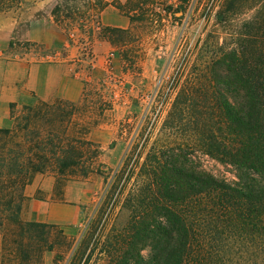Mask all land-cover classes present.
<instances>
[{
    "label": "trees",
    "instance_id": "16d2710c",
    "mask_svg": "<svg viewBox=\"0 0 264 264\" xmlns=\"http://www.w3.org/2000/svg\"><path fill=\"white\" fill-rule=\"evenodd\" d=\"M21 1L0 0V9ZM188 1L180 0L176 11L184 14ZM149 2L56 0L51 14L58 25L89 34L96 25L98 36L127 58L130 30L104 25L101 13L113 6L133 21L146 17L134 13ZM242 9L252 13L233 23ZM218 18L225 23L226 42L213 52L205 74H194L180 87L168 114L166 125H182L184 135L173 145L152 147L142 162L140 153L129 152L116 172L98 168L101 147L68 133L78 109L74 102L24 105L20 116L11 103L12 125L0 128V220L13 210L11 217L19 221L24 188L34 174L63 175L80 166L84 175L112 178L110 191L126 174L120 194L133 178L123 202L129 212L125 226L103 236L108 264H229L225 233L247 244L244 264H264V0H223ZM198 151L224 164L232 178L205 169Z\"/></svg>",
    "mask_w": 264,
    "mask_h": 264
},
{
    "label": "rangeland",
    "instance_id": "374dc122",
    "mask_svg": "<svg viewBox=\"0 0 264 264\" xmlns=\"http://www.w3.org/2000/svg\"><path fill=\"white\" fill-rule=\"evenodd\" d=\"M55 2L22 0L20 6L0 9V62L11 64L12 72L17 71L20 62L70 66L82 93L79 100L71 101L78 109L68 133L101 147L97 167L105 172L109 171L107 167L116 172L126 153H140L142 162L152 147L177 143L185 133L184 127L176 124L169 128L168 114L180 87L194 74L206 73L210 57L228 38L225 23L218 18L223 0H189L184 14L176 11L180 0L146 3L143 10L134 13H144L146 17H136L128 28L132 39L124 49L129 54L127 58L115 45L98 36L96 25L93 34H89L77 26L66 28L55 23L51 14ZM164 6L170 7V13L163 10ZM110 7L120 18L126 16ZM251 13L242 9L233 23ZM73 88L72 85V91ZM22 108H16L17 116ZM40 130L45 131L43 126ZM197 155L208 171L232 178L231 170L221 162L200 151ZM83 172L82 167L73 166L63 175H54L57 196L64 185L71 184L72 198H80L77 221L36 227L22 221L20 214L19 221L14 220L13 210L4 212L0 238L5 262L108 264L110 258L101 251L103 236L113 228L117 231L125 226L129 212L123 202L133 178H128L129 185L120 194L126 174L110 191L112 178L106 182L103 175ZM225 234L228 237L222 238L227 245V260L230 259L227 263L244 264L250 254L247 244L240 243L233 234ZM217 236L219 242L221 235Z\"/></svg>",
    "mask_w": 264,
    "mask_h": 264
},
{
    "label": "crops",
    "instance_id": "0c3cea01",
    "mask_svg": "<svg viewBox=\"0 0 264 264\" xmlns=\"http://www.w3.org/2000/svg\"><path fill=\"white\" fill-rule=\"evenodd\" d=\"M124 2V0H121ZM114 8V7H113ZM111 7L101 13L104 25L129 28L131 20L127 16L115 14ZM106 43L112 45L109 41ZM11 64L0 62V128L11 125V103L16 108L35 105L38 101L64 99L76 101L81 98L82 87L74 81L70 66L59 63H18L16 72ZM74 83V84H73ZM74 86L73 91L71 86ZM57 178L54 175L36 173L24 188V200L20 219L26 222H39L48 225H69L77 221L80 214V198H72L71 184L63 186L60 195H56ZM42 195V196H41ZM74 201V202H73ZM0 264H9L4 260L2 239L0 238Z\"/></svg>",
    "mask_w": 264,
    "mask_h": 264
}]
</instances>
